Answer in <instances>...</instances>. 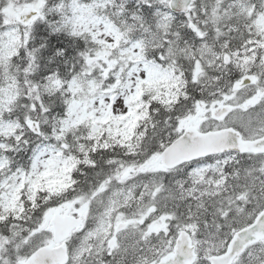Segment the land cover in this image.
Listing matches in <instances>:
<instances>
[{"label": "snow or ice", "instance_id": "1", "mask_svg": "<svg viewBox=\"0 0 264 264\" xmlns=\"http://www.w3.org/2000/svg\"><path fill=\"white\" fill-rule=\"evenodd\" d=\"M0 264H264V0H0Z\"/></svg>", "mask_w": 264, "mask_h": 264}]
</instances>
